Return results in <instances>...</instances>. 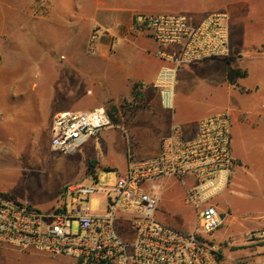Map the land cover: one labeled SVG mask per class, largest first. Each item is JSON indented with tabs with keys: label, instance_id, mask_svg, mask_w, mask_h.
Returning <instances> with one entry per match:
<instances>
[{
	"label": "crops",
	"instance_id": "1",
	"mask_svg": "<svg viewBox=\"0 0 264 264\" xmlns=\"http://www.w3.org/2000/svg\"><path fill=\"white\" fill-rule=\"evenodd\" d=\"M190 1L185 7L183 0H54L50 12L35 17L43 24L38 36L45 40V47L56 43L66 55L61 54L63 60L53 61V48L38 47L45 64L36 73L30 62L15 67L8 54L0 50V193L37 210L52 211L62 187L81 184L83 179L97 181L98 169L120 176L127 168L129 152L135 161L154 158L174 125L181 128L184 138L191 139L199 120L227 112L234 166L228 185L213 199L222 223L209 238L225 254L235 247L239 251L236 256L258 264L264 260V243L252 239L251 234L264 238V215L249 219L235 213L242 215V210L250 207L258 211L264 207V48L261 40L250 36L242 25L245 14L238 12L239 2ZM203 3L205 8L200 6ZM149 9L182 12L194 19L210 13L228 16L230 56L184 66L176 75L171 107L163 104L154 81L159 69L168 65L160 53L169 54L176 47L158 45L145 33L130 29L133 16ZM10 16L0 13V20ZM54 26L58 41L48 35ZM94 27L107 28L116 43L111 45L104 38L87 55L83 49ZM3 35L7 33L0 30V39ZM229 70L239 73L232 82L228 80ZM198 82L230 100V111H189L179 97ZM124 103L127 112L121 107ZM96 107L111 108L114 126L123 125L125 132L103 129L71 159L55 156L50 148L53 117L63 111L86 112ZM193 182L191 177L183 182L166 177L161 190L178 186L184 199ZM32 188L42 195L31 197ZM235 193L245 198H236ZM160 200L154 214L158 223L185 233L195 230L197 209L188 205L195 225L183 219L176 223L164 216ZM247 223L255 228L241 233ZM119 229L129 238L127 225L121 224Z\"/></svg>",
	"mask_w": 264,
	"mask_h": 264
},
{
	"label": "built area",
	"instance_id": "2",
	"mask_svg": "<svg viewBox=\"0 0 264 264\" xmlns=\"http://www.w3.org/2000/svg\"><path fill=\"white\" fill-rule=\"evenodd\" d=\"M130 29L145 33L158 45L176 47L169 54L160 53L168 65L159 69L154 81L166 107L172 106L176 75L184 66L231 54L225 13H210L201 19L177 13H139L133 16ZM104 38L111 45L116 43L108 33L98 35L92 30L86 54L91 55ZM112 126L104 107L57 113L50 131L51 151L73 154ZM119 127L125 132L123 125ZM230 129L227 112L199 120L191 139L184 138L181 128L174 125L154 158L135 161L129 153L127 168L114 186H65L60 196L70 193L76 200L69 208L64 205L43 212L0 193V246L70 257L74 264H228L209 235L222 223L213 199L228 185L234 166ZM166 177L194 180L184 197L185 204L198 211V224L192 233L154 219ZM99 191L103 192L100 210L93 213L88 199ZM121 224L128 226L129 238L123 237ZM257 235L252 233L251 237Z\"/></svg>",
	"mask_w": 264,
	"mask_h": 264
},
{
	"label": "rangeland",
	"instance_id": "3",
	"mask_svg": "<svg viewBox=\"0 0 264 264\" xmlns=\"http://www.w3.org/2000/svg\"><path fill=\"white\" fill-rule=\"evenodd\" d=\"M231 1L239 2L237 4L238 12H242L243 14H245L243 16L244 20L241 22L242 25H244L246 32L250 36H254L256 37V39L261 40V47L264 48V0ZM183 2V5L185 7L190 6L191 4L190 0H183ZM53 4L54 0H0V13H3L4 15L8 13L9 15H11L9 19L0 20V30L3 31V34L7 33V36H1L2 39H0V50L1 52H5L8 54L15 67L20 66L23 63L30 62V64L33 66V72L38 73L40 65L44 63V60L42 59V53L39 51L38 47H43L45 49L53 48L52 50L55 52V59L53 60L54 62L55 60H63V57H60L61 54L66 56L59 49V46H56V43L53 44L52 47L50 46L46 48L45 40L38 36V32L43 29V24H41V22H39V20L35 16H38L41 13L45 14L50 12L51 8H53ZM203 4H200V6H203L205 8L207 4ZM164 13L165 12L159 11L158 9H149L146 12V14L152 15ZM177 14L184 13L180 12ZM94 29L97 30L98 35L102 33L109 34L108 29L105 27H94L92 30ZM48 35L52 39H56V41L59 40L58 31L55 30V26L51 31H48ZM83 50L84 52H86V46ZM262 58H264V56H262ZM179 99H181L184 106L191 112L198 110H212L213 112H219L222 110L230 111V109L232 108V102L228 100L224 95L215 93L210 88L206 87V85L200 84V82L191 86V89L181 97H179ZM121 107H125L126 112L128 111V106L126 103H124ZM105 109L109 117L112 116L114 119V111L111 108ZM109 129L121 130L119 126H112L109 127ZM97 134L93 137L97 138ZM237 146L238 150H240L241 141L239 142L238 140ZM79 153L80 152L78 150L73 154L59 155L54 153V155L57 157H62L61 159H71L73 155ZM95 174L96 176H98L97 181L92 182V178L83 179L81 181V184L92 186L96 189L110 188L114 186L115 181L118 177L116 172L108 171L105 169H98L96 170ZM63 189L64 187L61 188V191ZM31 190H33L34 192L31 197L35 198L34 195L40 197L41 193L37 189L32 188ZM160 195H162V199L160 200L159 205H161L162 203V212L165 217L170 220H174L176 223L183 219L188 224H196V220L193 218L192 214L189 213V206L184 203L180 187L175 186L169 191L160 190ZM234 195L236 196V198H245V196L241 193H235ZM102 197V191H99L89 197L88 201L91 212H99ZM75 203V197H73L70 193H66L64 197L60 196L58 198L55 209H62L64 205L66 206V208H69L72 204ZM242 213L244 214L239 215V212L235 214H238V216L240 217L248 216L249 219H261V216L264 215V207H262V209H259V211L255 210L253 207H250L247 210H242ZM259 222L261 223V221ZM254 228L255 226L253 224L247 223L241 230V233ZM75 229L76 226L74 223L73 231H75ZM252 239L264 243V238L252 237ZM235 250L236 248L232 247L229 249L228 254H225L223 252L226 256L228 264H254L245 256H236L239 251L237 252ZM72 260V258L65 256L53 257L32 250L19 251L18 249L13 247L0 246V264H46L48 262L53 264H72ZM258 264H264V260H262Z\"/></svg>",
	"mask_w": 264,
	"mask_h": 264
},
{
	"label": "trees",
	"instance_id": "4",
	"mask_svg": "<svg viewBox=\"0 0 264 264\" xmlns=\"http://www.w3.org/2000/svg\"><path fill=\"white\" fill-rule=\"evenodd\" d=\"M239 76V73L238 72H235V71H232V70H229L228 71V80L232 82L233 78L235 77H238ZM110 119L112 122H114V119L112 116H110ZM56 210H59V209H53L52 211H56Z\"/></svg>",
	"mask_w": 264,
	"mask_h": 264
}]
</instances>
